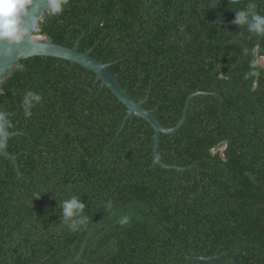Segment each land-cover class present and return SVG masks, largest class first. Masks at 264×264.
Listing matches in <instances>:
<instances>
[{"label":"trees","instance_id":"trees-1","mask_svg":"<svg viewBox=\"0 0 264 264\" xmlns=\"http://www.w3.org/2000/svg\"><path fill=\"white\" fill-rule=\"evenodd\" d=\"M249 3L220 0L228 19ZM40 35L92 49L136 100L166 127L155 164L152 125L81 64L36 55L0 82V108L11 132L1 156L0 264H236L192 256L230 251L264 264V36L233 25L252 49L230 42L212 0H69L39 21ZM256 62L253 68V62ZM254 73V74H253ZM42 101L25 118L26 92ZM218 92V94H214ZM223 104L221 106V99ZM1 144V140H0ZM86 204V226L62 222L60 202ZM111 201L112 207L106 205ZM128 222L121 224V218Z\"/></svg>","mask_w":264,"mask_h":264},{"label":"water","instance_id":"water-1","mask_svg":"<svg viewBox=\"0 0 264 264\" xmlns=\"http://www.w3.org/2000/svg\"><path fill=\"white\" fill-rule=\"evenodd\" d=\"M220 0H212V11L213 16L216 22H218L221 26H223L230 35V42H237L241 44L245 48V53L243 57L235 63L231 69L229 70V78L232 83L238 86L243 92L247 93L248 95L252 96L248 93L244 88H242L237 81L234 79L232 73L234 69L242 64L244 60H246L251 54V47L248 43L242 40L237 34L236 31L233 29V20L226 19L219 9ZM32 11L36 12L40 17L39 21L43 18L44 13L46 11L45 8V0H35ZM79 40L75 43L73 47L65 46L59 43H56L54 39L49 35H39L36 33H30L29 38H27L22 44L19 45H9L6 41H0V82L5 80L8 76L11 75L14 69L21 67V59L28 58L31 56L36 55H43V56H54L59 58H64L72 63H78L82 66L93 70L97 74V78L101 79L102 86L109 87L112 92L117 96V98L122 101L127 106V112L122 124L121 129L125 125L128 119H132L136 114L146 119L154 128V156L155 164H160L166 168H177L178 170L186 169L190 167L196 166L195 164L189 166H179L175 164H167L162 161L159 152L160 140L162 133H175L176 131L180 130L182 125L187 120L188 109L190 107L191 99L202 93L196 92L191 94L187 100L183 110L182 118L177 125L174 127H166L164 126L160 120L154 115L152 109H147L144 106L145 100H136L133 98L128 90L121 84V82L116 78V76L109 70V67L113 64V62H102L91 55L92 49H88L86 51H81L79 49ZM214 94H218V92H214ZM221 106L223 104V98L221 99ZM264 101V100H263ZM7 112H3L0 108V128H3L4 131V138L1 140L0 144V173H1V156L4 155L5 157L11 159L18 171L19 176L22 175V172L19 167L18 163V155H12L8 151V143L9 139L16 135L18 132H11L9 130L7 124ZM6 125V127H4ZM178 249H182L188 257L191 259H200L205 260L207 262L216 261L220 258H228L233 260L236 264H244L240 258L235 256L230 251L227 252H217L213 256H192L190 255L187 250L181 244H178Z\"/></svg>","mask_w":264,"mask_h":264},{"label":"clouds","instance_id":"clouds-1","mask_svg":"<svg viewBox=\"0 0 264 264\" xmlns=\"http://www.w3.org/2000/svg\"><path fill=\"white\" fill-rule=\"evenodd\" d=\"M35 0H0V41H6L9 45L22 44L30 33L39 31L40 17L32 11ZM69 0H45L47 15L55 17L64 12ZM233 23L239 27H246L257 36H264V15L255 10V4L249 3L245 10L234 12ZM40 35V34H39ZM44 36V35H42ZM256 62H253L255 68ZM254 74V73H253ZM42 101L39 93L28 91L22 100V108L25 118H30L32 109ZM6 127V125L4 126ZM4 138L3 128H0V140ZM60 216L70 230L77 231L79 227L86 226L88 217L84 215L86 204L76 195L60 202ZM106 207L111 208V201ZM121 224L128 222L127 217L121 218Z\"/></svg>","mask_w":264,"mask_h":264},{"label":"rangeland","instance_id":"rangeland-1","mask_svg":"<svg viewBox=\"0 0 264 264\" xmlns=\"http://www.w3.org/2000/svg\"><path fill=\"white\" fill-rule=\"evenodd\" d=\"M260 61H261L262 63H264V58H260Z\"/></svg>","mask_w":264,"mask_h":264}]
</instances>
